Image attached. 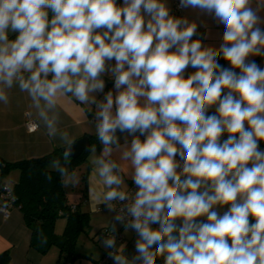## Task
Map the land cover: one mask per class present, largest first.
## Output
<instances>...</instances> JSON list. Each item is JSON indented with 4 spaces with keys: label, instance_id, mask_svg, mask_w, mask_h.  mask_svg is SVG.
<instances>
[{
    "label": "clouds",
    "instance_id": "obj_1",
    "mask_svg": "<svg viewBox=\"0 0 264 264\" xmlns=\"http://www.w3.org/2000/svg\"><path fill=\"white\" fill-rule=\"evenodd\" d=\"M180 5L224 25L219 47L193 40L197 24L166 0H0V102L26 94L29 132L60 141L49 166L65 188L82 176L69 167L78 140L60 127L64 102L91 115L102 148H88V195L114 213L102 241L114 264H264V68L249 60L264 57V0ZM105 75L115 93L98 99ZM116 222L137 234L131 259Z\"/></svg>",
    "mask_w": 264,
    "mask_h": 264
},
{
    "label": "crops",
    "instance_id": "obj_2",
    "mask_svg": "<svg viewBox=\"0 0 264 264\" xmlns=\"http://www.w3.org/2000/svg\"><path fill=\"white\" fill-rule=\"evenodd\" d=\"M175 1L180 2V0H166L170 9V15L172 16H174L172 14V7ZM118 4H123V0H119ZM260 15L264 18V11H262ZM175 17H185L189 20V22H195L197 24V32L196 35L192 37L193 40L200 39L203 45L213 47H219L223 42L222 36L224 32V25L219 24L213 15L201 12L199 9L185 7L181 15ZM261 28L264 29V24H261ZM249 60L257 63L259 67L264 68V57L252 56L249 57ZM110 63L114 64L115 61L113 60ZM195 71V68L189 66L186 69L185 78ZM103 78L105 80V89L103 93L97 94L98 99H103L104 94L109 90H112L115 93L114 80L108 75H105ZM29 103L30 101L28 100L26 94L20 93L18 89L11 90L9 93V103L7 105L0 102V160L4 162H14L23 158L37 157L47 154L55 149H61L59 139L48 137L46 130L43 127L35 132H29L26 129L25 122L27 116L25 113L28 110ZM212 112H214V109H211L209 114H212ZM91 118V115L87 118L84 116L82 106H79L78 102L65 101L61 110L60 127L63 130L69 131L70 134L75 135L77 139L84 135H94L91 132V125L86 122V120H90ZM245 127H247V124ZM117 135L120 138L121 144L125 142V139H127V142L130 144L133 138L127 132H117ZM227 137L228 134L225 133L221 137V142L226 140ZM145 138L146 136H140L141 140H144ZM96 147L97 154H99L102 145L100 144ZM259 149L264 151V141L259 142ZM176 159L179 160L180 157H177ZM85 162L88 165L86 172L87 195L83 198L81 191H79L76 201H68L81 202L79 209L87 212L89 216L83 230H81L77 236L74 247L76 253L75 256L71 258L69 264H75L76 260L80 257L84 258L85 264H102L100 263V259L106 249L103 246V243L98 246L99 241L97 238L100 236V229L107 226V222H114L112 220L114 213H109L104 205L100 206L99 211L98 208L89 200L88 181L92 172L89 150L86 153ZM82 166L85 168V164ZM18 178L19 171L17 169H12L8 171L2 179L8 185L13 186L17 182ZM131 181L132 179L129 176H125V182L128 187ZM0 204H2L1 199ZM228 207L229 205L223 206V208L220 209L221 214H223ZM9 211L10 214L8 217H4V215L0 213V253L4 251L9 252V264H64L63 258H60V250L56 245H51L44 253H42L37 247L32 246L30 244V229L23 221L20 210L14 206L10 207ZM201 219L206 220V218ZM56 224L57 221H55L54 231L56 234L60 235L64 230L66 219L64 224L62 223L61 225V232H57ZM116 229H119L122 234V239L117 241V245L125 244V254L129 259H131L134 255H136L135 241L137 239V234L131 229L125 233L123 226L118 222H116ZM83 232L87 234L90 240L93 242L95 241L94 243L96 244L92 245L91 243V247H89V255H86L84 252L77 249L78 238ZM81 262L82 259L80 263ZM106 264H114V262L112 259H109Z\"/></svg>",
    "mask_w": 264,
    "mask_h": 264
},
{
    "label": "trees",
    "instance_id": "obj_3",
    "mask_svg": "<svg viewBox=\"0 0 264 264\" xmlns=\"http://www.w3.org/2000/svg\"><path fill=\"white\" fill-rule=\"evenodd\" d=\"M117 4L119 0H116ZM51 15V12L49 13ZM14 38V34L12 36ZM221 65L226 66L223 58H219ZM119 132V131H118ZM139 135V133H137ZM91 145H100L95 135H87ZM59 150L55 149L47 154L23 158L14 162H4L0 160V183L3 176L12 170L19 171V178L12 186V193L15 201L11 207L20 210L22 219L30 229V244L41 250L42 253L51 245H56L61 253L64 264H69L71 258L75 256V243L77 236L88 221V213L79 209L81 202H69L67 188L63 187L58 173L51 170L50 161L59 157ZM85 149L80 156L71 161L70 168L77 169L85 164L81 172L82 197L87 195V163ZM51 174V180L47 176ZM71 205H75V210H71ZM61 212V213H60ZM59 217L66 219V224L62 234L58 235L54 231L55 221ZM250 222H254L250 218ZM106 251V250H105ZM10 254L8 251L0 253V264H9ZM106 264V263H105Z\"/></svg>",
    "mask_w": 264,
    "mask_h": 264
},
{
    "label": "built area",
    "instance_id": "obj_4",
    "mask_svg": "<svg viewBox=\"0 0 264 264\" xmlns=\"http://www.w3.org/2000/svg\"><path fill=\"white\" fill-rule=\"evenodd\" d=\"M185 7H181L180 2L179 1H175L174 5L172 7V14L174 16H179L181 15L182 11L184 10ZM51 16V15H50ZM28 124H29V118L27 117L25 125H26V129L28 130ZM29 131V130H28ZM179 157V156H177ZM176 157V158H177ZM7 186V187H6ZM129 189L132 191L136 190V185L133 183V181H131L130 185H129ZM10 190V193H9ZM12 186L8 185L5 182L0 183V199L2 200V203L4 202H8L10 207L12 206V204L14 203L12 201ZM9 207V208H10ZM76 206L75 205H71V210H75ZM61 213V212H60ZM4 215V217H8L10 214V211L8 212V214L2 213ZM153 227H158V225H153ZM107 226L103 227L100 229L99 231V235L102 239L105 238V236L107 235ZM122 239V234L120 233L119 229H116V241H120ZM109 256H108V250L106 249V251L104 252L102 258L100 259V263L105 264L108 262L109 260Z\"/></svg>",
    "mask_w": 264,
    "mask_h": 264
},
{
    "label": "rangeland",
    "instance_id": "obj_5",
    "mask_svg": "<svg viewBox=\"0 0 264 264\" xmlns=\"http://www.w3.org/2000/svg\"><path fill=\"white\" fill-rule=\"evenodd\" d=\"M80 174L83 170V166L82 167H79L76 169ZM82 183H80V186L79 187H73V186H68L66 187L67 190H68V200L69 201H76V198H77V195H78V192L80 191V187H81ZM57 224H56V230L57 232H61L62 230V223L64 224L65 222V218L64 217H59L57 218ZM98 246L99 245H102V238H100V236H98ZM96 239V240H97ZM91 241V242H90ZM95 242V241H94ZM92 240H90V238L87 236V234L85 232L81 233L80 237L78 238V243H77V249L78 250H81V252H84L86 255H89L90 253V249L89 247H91V243L92 245H96ZM54 249V248H52ZM51 251H54V250H51ZM50 253H54V252H50ZM52 255V254H51ZM82 259V262L80 263ZM75 264H85V261H84V258L80 257L76 260Z\"/></svg>",
    "mask_w": 264,
    "mask_h": 264
},
{
    "label": "water",
    "instance_id": "obj_6",
    "mask_svg": "<svg viewBox=\"0 0 264 264\" xmlns=\"http://www.w3.org/2000/svg\"><path fill=\"white\" fill-rule=\"evenodd\" d=\"M78 142L75 146V155L73 156L72 160L76 159L78 156H80L82 154V152L89 148V146L91 145V141L89 139V137L87 135H84L80 138L77 139ZM62 151V148L59 150V155L60 152Z\"/></svg>",
    "mask_w": 264,
    "mask_h": 264
}]
</instances>
